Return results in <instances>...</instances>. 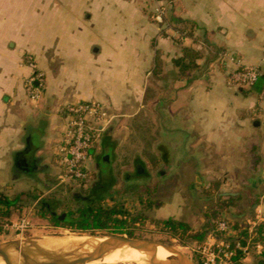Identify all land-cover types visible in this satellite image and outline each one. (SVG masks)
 I'll return each mask as SVG.
<instances>
[{"label":"crops","instance_id":"crops-1","mask_svg":"<svg viewBox=\"0 0 264 264\" xmlns=\"http://www.w3.org/2000/svg\"><path fill=\"white\" fill-rule=\"evenodd\" d=\"M28 55L45 75L37 103L25 86ZM237 64L264 74V0H0V185L55 182L64 109L97 102L115 119L87 168L107 186L120 138L148 118L161 179L194 167L199 184L222 185L218 202L237 200L229 210L264 225V79L233 84ZM136 166L146 174L135 187L147 192L150 166L140 154ZM235 184L243 190L226 191Z\"/></svg>","mask_w":264,"mask_h":264},{"label":"rangeland","instance_id":"rangeland-1","mask_svg":"<svg viewBox=\"0 0 264 264\" xmlns=\"http://www.w3.org/2000/svg\"><path fill=\"white\" fill-rule=\"evenodd\" d=\"M133 132L131 135L120 138L122 141L125 138L127 140L125 143L123 142L122 148L113 160L114 183L112 184L114 185L111 188V192L104 194L106 196L105 199L107 198L104 205L107 208L117 206L118 209H126L132 218L136 217L139 220L133 227L136 239L155 241L173 247L187 256L194 264H202L200 247L209 242V236L212 231L207 235L206 240L200 244L190 239L186 240L181 235L179 237L174 236L170 231L165 230L163 226V222L171 218L170 215L179 213L178 220L188 224L193 231H201L203 229L210 231L219 221H226L230 225H234V223L241 225L238 230L234 226L233 231L237 232L236 234L233 233V235L231 232H220L219 234L215 231V237L225 240L224 242H228L232 237H241L240 233L247 231L251 227L248 224V219H253L254 217H247L249 211L241 208L233 209L235 211L227 209L223 212L222 217L217 220L207 219L205 217L206 214L219 203L217 194H219V187L221 188L222 185L210 184L206 181V178L199 184L194 173V167L189 170L178 168L173 171L171 177L161 179L158 173L160 168L153 167L152 163L154 155L153 150H151L153 136L148 118L142 124L141 131ZM139 154L143 156L144 163L147 166H152V168L149 167L152 177L144 181L147 183L148 191L145 192L144 190L141 193L137 191V184H135L137 182L135 180H138L136 159ZM60 159V174L57 180H54L55 182L45 185L24 181L0 185V200L1 197L9 200L18 199L16 205L9 211L5 207L0 206V244L13 241L21 242L33 238L65 237L74 241L76 238H104L111 236L107 233L94 235L77 233L64 227H53L49 222L51 215L44 211L40 201H46L52 205L55 204L57 206L55 207L57 216H62L65 213H74V216H76L77 209L84 206L82 197L91 196L93 183L98 180L96 172L93 168H90L86 181L66 179L64 183L61 182V177L66 175L67 169L62 163V156H60ZM231 188L229 187L226 191L243 190V187L237 184ZM150 190L154 191L153 194L149 193ZM101 194L99 193V195ZM139 199H142L140 203ZM220 200L225 201L224 197ZM57 201L59 202L58 205ZM237 202V200H233L236 206L239 204ZM166 204L170 206L174 204L173 209L175 211H153L154 208L164 207ZM245 241L247 242V240ZM263 252L264 247L262 245L254 246L252 242L247 254H245V258L242 260V264H256L255 256H259ZM13 254L17 255L16 252H13Z\"/></svg>","mask_w":264,"mask_h":264},{"label":"built area","instance_id":"built-area-1","mask_svg":"<svg viewBox=\"0 0 264 264\" xmlns=\"http://www.w3.org/2000/svg\"><path fill=\"white\" fill-rule=\"evenodd\" d=\"M165 13L164 7L157 10L156 19L160 23H163ZM25 61L32 71L31 75L25 80L26 90L29 99L37 103L41 100L44 92L45 75L33 56L28 55ZM229 79L239 87L249 88L264 79V74L259 67L237 64L236 68L231 71ZM64 113L67 122L61 156L67 172L64 177H61V182L64 183L66 179L83 182L88 177L87 164L90 151L98 143L101 133L112 123L115 117L110 116L102 105L97 102H79L66 107ZM248 224L251 227L247 230L249 237L246 239V245L238 242L235 246H231L228 242H224L225 240L215 237L214 231H212L209 242L200 247L202 264H236L233 259L239 251L244 255L247 254L252 243L251 237L261 225V221L252 220L248 221ZM233 228L234 225H230L226 221H219L216 224V231L222 233L231 232L233 235L235 232ZM232 238L239 239L237 236Z\"/></svg>","mask_w":264,"mask_h":264},{"label":"trees","instance_id":"trees-1","mask_svg":"<svg viewBox=\"0 0 264 264\" xmlns=\"http://www.w3.org/2000/svg\"><path fill=\"white\" fill-rule=\"evenodd\" d=\"M111 188L112 186L108 187L107 190L101 195H92L90 200L83 201L84 206L77 209V215L74 216V213L69 214L66 222L59 223L54 217L53 220L56 221L54 226L64 227L77 233L90 235L107 233L111 236H127L128 238L136 239L133 227L138 223L139 220L136 217L132 218L129 211H126V209H118L117 206L107 208L104 205L107 199H105V193H108L109 191L111 192ZM17 200L18 199L9 200L7 198L4 199L1 197L0 206L5 207L7 211H9L13 206L16 205ZM234 205L233 199L228 201H220L217 206L209 210L205 217L207 219L210 218L212 220H217L222 217L223 212H225L227 209L229 210ZM55 207L57 206L54 204V210ZM163 226L165 230L170 231L174 236L179 237L181 235V237L186 238V240L190 239L191 241L197 242L199 244L206 240L207 235L211 231H216V226L212 227L210 231L205 229L201 231H193L188 224L174 218L164 221ZM218 233L220 234V232ZM240 236L241 237H239V239H229L228 243L231 246H235L238 242H240L242 245H246L247 242L245 240L249 237L248 232L242 231ZM251 238L254 246L262 245L264 247L263 224L255 230ZM244 258L245 255L239 251L233 260L236 264H242V260ZM255 260L256 264H264V252L259 256H255Z\"/></svg>","mask_w":264,"mask_h":264},{"label":"water","instance_id":"water-1","mask_svg":"<svg viewBox=\"0 0 264 264\" xmlns=\"http://www.w3.org/2000/svg\"><path fill=\"white\" fill-rule=\"evenodd\" d=\"M1 245L7 246L4 250L6 264H94L103 261L102 252L105 249L114 253L136 246L143 247V253L157 262V253L153 251L156 245L173 251L176 255L174 264H194L173 247L155 241L120 236L76 238L74 241L65 237L33 238Z\"/></svg>","mask_w":264,"mask_h":264},{"label":"bare ground","instance_id":"bare-ground-1","mask_svg":"<svg viewBox=\"0 0 264 264\" xmlns=\"http://www.w3.org/2000/svg\"><path fill=\"white\" fill-rule=\"evenodd\" d=\"M6 247L0 244V264H6L7 256L4 254ZM153 251L157 253V262L143 253V247L136 246L125 250L121 249L114 253H110L105 249L102 252L103 261L94 264H174L176 261V255L173 251L167 250L160 245L154 246Z\"/></svg>","mask_w":264,"mask_h":264},{"label":"flooded vegetation","instance_id":"flooded-vegetation-1","mask_svg":"<svg viewBox=\"0 0 264 264\" xmlns=\"http://www.w3.org/2000/svg\"><path fill=\"white\" fill-rule=\"evenodd\" d=\"M23 169H27V167L23 166ZM164 172H165L164 170H161L158 173L160 176H162L164 174ZM136 174L139 175V174H146V173L141 167L137 166L136 167ZM107 179H108L107 177L99 176L98 180L95 183H93V186L91 188L93 190V193L91 194V196L97 195L99 193H103L107 190V188L109 187V186H107V183L109 182V180H107ZM91 196L85 197V198L82 197V199H83V201H88L91 199ZM40 204L42 205L44 211H47L51 215L49 222L53 225V227H56V226H54L56 224V221L53 220L54 217L57 219V222H59V223H64L67 221L69 214L65 213L62 216H57V214L54 210V204L52 205L51 203L46 202V201H40ZM58 204H59V202L57 201V205Z\"/></svg>","mask_w":264,"mask_h":264}]
</instances>
